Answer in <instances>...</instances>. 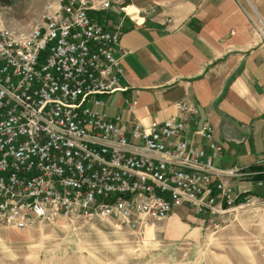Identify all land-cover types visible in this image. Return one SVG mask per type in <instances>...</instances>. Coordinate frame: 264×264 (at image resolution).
Returning a JSON list of instances; mask_svg holds the SVG:
<instances>
[{
	"label": "built area",
	"instance_id": "1",
	"mask_svg": "<svg viewBox=\"0 0 264 264\" xmlns=\"http://www.w3.org/2000/svg\"><path fill=\"white\" fill-rule=\"evenodd\" d=\"M112 1L46 0L27 32L0 20V228L71 217L136 231L180 207L220 215L253 198L238 183L264 170L215 167L221 146L192 104L147 127L110 120L100 96L118 91L126 51L90 13ZM189 125L210 154L185 139Z\"/></svg>",
	"mask_w": 264,
	"mask_h": 264
},
{
	"label": "crops",
	"instance_id": "2",
	"mask_svg": "<svg viewBox=\"0 0 264 264\" xmlns=\"http://www.w3.org/2000/svg\"><path fill=\"white\" fill-rule=\"evenodd\" d=\"M90 14L119 32L126 51L118 91L100 96L110 120L147 127L185 101L221 146L215 167L264 170V0H114ZM191 130L185 139L210 154ZM256 181L238 185L257 198L264 179Z\"/></svg>",
	"mask_w": 264,
	"mask_h": 264
},
{
	"label": "rangeland",
	"instance_id": "3",
	"mask_svg": "<svg viewBox=\"0 0 264 264\" xmlns=\"http://www.w3.org/2000/svg\"><path fill=\"white\" fill-rule=\"evenodd\" d=\"M45 1L0 0V20L27 32ZM254 193L220 215L196 216L184 206L136 231L71 217L0 228V264H264V194Z\"/></svg>",
	"mask_w": 264,
	"mask_h": 264
},
{
	"label": "trees",
	"instance_id": "4",
	"mask_svg": "<svg viewBox=\"0 0 264 264\" xmlns=\"http://www.w3.org/2000/svg\"><path fill=\"white\" fill-rule=\"evenodd\" d=\"M251 170H258V169H260V168H255V167H252V168H250ZM254 178V180H263L264 179V175L263 174H259V175H256V176H254L253 177Z\"/></svg>",
	"mask_w": 264,
	"mask_h": 264
}]
</instances>
